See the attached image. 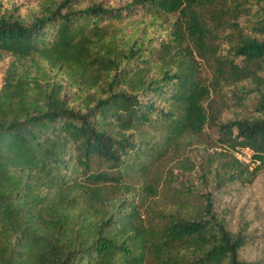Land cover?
<instances>
[{
    "label": "trees",
    "instance_id": "obj_1",
    "mask_svg": "<svg viewBox=\"0 0 264 264\" xmlns=\"http://www.w3.org/2000/svg\"><path fill=\"white\" fill-rule=\"evenodd\" d=\"M207 127L201 205L159 210L150 176ZM262 169L264 0H0V264H261L214 192Z\"/></svg>",
    "mask_w": 264,
    "mask_h": 264
},
{
    "label": "rangeland",
    "instance_id": "obj_2",
    "mask_svg": "<svg viewBox=\"0 0 264 264\" xmlns=\"http://www.w3.org/2000/svg\"><path fill=\"white\" fill-rule=\"evenodd\" d=\"M124 1L112 0L115 4ZM140 18L141 15L138 13L130 23L134 25L140 20L142 24L137 25L140 28L143 23L147 25L150 20L147 15ZM156 24H158L157 20ZM146 29L149 35L159 33L158 27L148 26ZM225 95L231 97L230 91L226 89ZM254 101L255 97L239 108L231 107L228 101L229 107L222 111V119L251 114ZM215 137L214 128L207 127L205 134L200 138L185 141L177 149L167 151L156 169V174L150 176L158 182V195L154 197L156 208L166 210L174 207V203L178 201V192L190 193L189 199L193 204L201 205V195L210 188L211 179L203 169L207 162L204 151L212 153L220 150L215 143ZM235 152H232L234 156ZM249 158L245 163L252 169L254 165L250 163ZM191 165L195 166L193 170L191 167L189 170ZM214 210L227 217L233 230L242 227L249 235V242L240 250V258L246 261H260L264 264V170H259L250 183L234 182L216 189Z\"/></svg>",
    "mask_w": 264,
    "mask_h": 264
},
{
    "label": "built area",
    "instance_id": "obj_3",
    "mask_svg": "<svg viewBox=\"0 0 264 264\" xmlns=\"http://www.w3.org/2000/svg\"><path fill=\"white\" fill-rule=\"evenodd\" d=\"M235 157L244 162H248V158L250 157V151L247 148L237 150L235 152Z\"/></svg>",
    "mask_w": 264,
    "mask_h": 264
}]
</instances>
